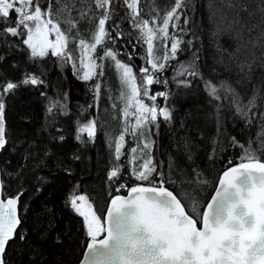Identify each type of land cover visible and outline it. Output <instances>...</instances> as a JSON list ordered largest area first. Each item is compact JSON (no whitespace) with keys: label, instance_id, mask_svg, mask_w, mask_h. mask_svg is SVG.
Wrapping results in <instances>:
<instances>
[{"label":"snow or ice","instance_id":"obj_1","mask_svg":"<svg viewBox=\"0 0 264 264\" xmlns=\"http://www.w3.org/2000/svg\"><path fill=\"white\" fill-rule=\"evenodd\" d=\"M141 2L142 0H123L122 6H125L128 12L118 21H115L114 17L118 14L119 0H95L96 11L91 15L89 12L79 13L80 16H87L90 24L97 19L98 23L88 39L81 38L75 45L80 49L77 63L73 49L68 45L70 35L75 43L80 33L69 34L61 30L59 22L55 21L53 16L63 13L59 8L53 12L52 0H49L47 8H42V0H0V48L4 49L0 52V64L14 52L22 51L30 63L39 66V61L44 60L50 53L51 57L56 58L57 66L61 63L65 66L71 64L73 76L86 83L88 91L93 94V103L88 105L89 108L98 106L104 83L102 78L105 76V61L114 62L115 70L120 74V83L127 88V95L121 91L119 97L126 101L123 115L128 126L125 127L124 133L130 135L137 145L130 148L134 155L128 163L133 165L132 176L135 180L147 182L148 186L130 187L127 197L119 194L127 188L125 183H116L121 176L123 165L120 162L125 155L122 151L125 147V134H119L114 140V160L110 159V169L107 172V182L115 184L117 194L110 197L106 219L94 209L87 194H73L68 198L71 208L83 218L86 229V251L83 253L81 264H264V162H261V159L248 151L240 158V163L226 168L219 177V187L215 188V195L203 208L200 201L204 198L200 197L198 192L196 196L186 194L184 200L178 198L165 187V184L170 182V177H165L162 171H157L159 166L154 163L151 155L154 146L152 137L159 132L158 118L168 124L173 120L172 106H162L157 103V99L163 98L165 104H168L172 93L167 90L152 93L150 86L163 84L167 88L169 80L163 77V73L169 67L168 62L178 60V53L182 54L186 50L181 44L186 43L191 49L193 41L183 40V36L191 31V20L187 12H183V9L189 8L187 0H175L171 10L163 15L162 23L159 22V13L151 20L144 18L139 7ZM61 3L66 11H73L74 6L69 7L66 0H61ZM230 7H243L245 12L249 11L247 6ZM257 7L264 14V0H259ZM13 11L16 13L15 19L11 15ZM64 18L73 29L77 28L78 19L67 16ZM124 20L139 33L136 37L129 38L128 43L135 39L138 43L146 44V53L141 57L144 63L139 69L142 74V83L139 85L133 71L134 65L122 62L118 59L119 50H114L117 41L126 36L121 23ZM236 23L233 21V24ZM170 26L173 29L171 33ZM113 32L116 33L115 37L112 36ZM51 34L55 35L54 41L49 39ZM226 35L232 38L231 32ZM158 40L162 41L164 47L162 57L157 55L158 45L155 42ZM249 43L253 48L259 47L264 57V30L255 41L250 38ZM133 47L135 49V45ZM219 47L222 52L226 51L223 45ZM198 51L199 49H196L193 52V61L187 66L180 62L181 70L176 76H184L185 79L173 78L178 87H190L191 81L186 77L199 76L193 66L199 58L196 56ZM231 55L229 53V56ZM132 59L130 54L129 60ZM12 67L22 68L18 79L9 78L6 72L0 69V153L9 143L13 144V151L20 143L13 142L7 131L5 110L6 98L16 96L21 89L39 91L41 97L48 100L44 131L56 125L58 115H68L67 90H58L55 97H50L47 91H40L41 88L47 89L50 86L44 71L39 74L30 72L27 67L16 61L12 62ZM90 81L94 83H87ZM203 83L211 101L218 102L213 104L217 112L227 106L245 119L246 124L256 118L257 113L252 111L255 108L252 98L245 100L234 88L223 84L217 87L211 80H204ZM145 98L150 100L151 104H147ZM223 101H227V105L222 103ZM131 109L134 111H130ZM259 115L264 117V112ZM131 117H134V123L129 119ZM22 119L27 120V117ZM216 122L217 131L221 132L222 120L217 117ZM56 131L61 134L53 135L51 139L63 143L66 137L62 134V129L57 127ZM96 132L97 124L94 119H90L77 128L75 138L82 144L86 143L87 141L82 140L83 134L86 133L88 141L94 143ZM108 143L111 152L113 141L109 140ZM238 143L235 137L231 138L232 147ZM187 147L185 142V148ZM215 151L214 148L213 152ZM138 152L143 158V163L139 166L136 165V160L140 157L135 155ZM32 154L26 150L25 160ZM44 155L47 156L48 153L45 152ZM191 158L189 153L188 159ZM71 159L80 160L81 157L74 153ZM245 160L247 162H244ZM227 163L231 165L233 161L229 159ZM169 167L171 168V165ZM63 171L72 175L70 167H64ZM192 171L197 178V187L206 190L208 181L201 178L202 173L198 169L193 168ZM37 179L46 180L45 177ZM188 183L193 181L188 180ZM75 187L78 188L79 185ZM4 190L5 183L0 181V197L4 195ZM39 190L38 188L37 191ZM20 195L22 193L7 198L6 201L0 199V264H7L6 247L15 236H19L21 241H26V235L17 231L18 225L21 224L17 214ZM189 200L191 204L187 202ZM57 242H60L59 239ZM34 255L40 253L34 250ZM39 264H43V261Z\"/></svg>","mask_w":264,"mask_h":264},{"label":"trees","instance_id":"obj_2","mask_svg":"<svg viewBox=\"0 0 264 264\" xmlns=\"http://www.w3.org/2000/svg\"><path fill=\"white\" fill-rule=\"evenodd\" d=\"M48 2L49 0L42 1V8H47ZM187 3L189 8L183 9V12H187L191 20V31L183 36V40H192L193 47L189 49L186 43L181 44L186 50L182 54L178 53V60L168 62L169 67L163 73V77L169 80L167 88L163 84L154 85L156 89L152 87L151 91L154 93L165 90L172 93L168 105L172 106L173 120L168 124L158 118L160 127L158 135L152 137L154 146L151 155L154 163L159 166L157 171L170 177V182L165 187L182 200L186 198V194L196 196L198 192L204 198L200 201L203 208L209 202L223 171L240 163V158L246 152L251 151L264 162V117L259 115L264 112V57L259 47L253 48L249 43L250 38L255 41L264 30V14L257 7L259 0H187ZM52 4L53 12L57 7L68 13L61 0H52ZM66 4L74 6L72 13L85 17L83 20L78 18L80 32L82 26L92 31L98 19L90 24L87 16L78 14L89 12L91 15L96 11L95 0H66ZM174 4L175 0H142L139 7L144 18L149 20L159 13V22L162 23L163 15ZM122 5L123 0H119L115 21L128 12ZM230 5L247 6L249 11ZM11 15L15 19L14 11ZM233 21L237 23L233 24ZM121 23L126 36L117 41L114 50H119L118 59L124 62L129 60L132 53L133 59L129 63H136L145 55L146 45L135 39L128 43L129 38L136 37L139 33L126 20ZM172 31L170 26L169 32ZM228 32H231L232 38L226 35ZM112 36L115 37L116 33L113 32ZM220 45L226 51L222 52ZM196 49H199L196 52L199 58L193 66L199 76H187L191 86L178 87L173 78L185 79L184 76H176L181 70L180 62L187 66L193 61ZM3 51L0 48V52ZM229 53L232 55L229 56ZM13 61L27 67L30 72L46 73L50 86L47 89L41 88L40 91H47L48 96L55 97L58 90H67L69 99L68 115H58L56 125L44 131L48 100L41 97L39 91L21 89L16 96L6 98V128L12 141L20 143L16 145L15 151L13 144L9 143L1 153V181L5 183L4 197H15L22 193L19 198L21 224L17 231L26 235V241L15 236L6 248L5 260L7 264H39L41 260L43 264H77L86 248V229L83 218L68 203L69 196L87 194L94 209L103 218L110 197L117 194L115 184L107 182L109 161L114 160V149L110 152L108 141L117 132L120 115L118 102L115 100L116 79L107 62L98 106L89 108L88 105L93 103V94L88 91L85 82L73 76L68 66L60 69L55 60L47 59L39 61L38 66L30 63L24 52H14L0 64V69L12 79H18L22 71V68L12 67ZM204 80L213 81L217 87L221 84L230 86L245 100L252 98L255 104L252 111L257 113L256 118L246 124L245 119L227 106L217 112L213 104L218 102L211 101L205 90ZM221 94H224L223 91ZM162 99L159 98V101ZM222 103L227 105V101ZM82 111L83 114L88 112L97 122L99 131L94 143L88 141L86 135L82 136V140L87 141L83 144L75 138L77 128L86 121V115H81ZM22 117H27V120ZM217 117L222 120L221 132L217 131ZM57 127L62 129V134L66 137L63 143L51 139V136L61 134L56 131ZM232 137L239 142L235 147L231 146ZM185 142L188 144L187 148ZM136 146V142H132L126 135L122 150L125 155L120 162L123 165L121 176L116 183H125L127 188L119 194H125L132 186H148L147 182L136 181L130 172L132 164L128 161L133 158L130 148ZM26 150L33 153L27 160L24 158ZM45 152L48 153L47 156L44 155ZM74 153L81 159L72 160ZM189 153L191 160L188 159ZM229 159L233 161L231 165L227 163ZM64 167H70L72 175L66 174ZM193 168L198 169L202 173L201 178L208 181L206 190L197 187ZM37 177H45L46 180H38ZM188 180L193 183H188ZM76 185L79 187L76 188ZM187 202L191 204L190 200ZM34 250L40 255H34Z\"/></svg>","mask_w":264,"mask_h":264},{"label":"rangeland","instance_id":"obj_3","mask_svg":"<svg viewBox=\"0 0 264 264\" xmlns=\"http://www.w3.org/2000/svg\"><path fill=\"white\" fill-rule=\"evenodd\" d=\"M42 1H44V0H42ZM48 7V6H47ZM56 9H57V7L54 9L55 11L54 12H56ZM60 12L61 13H63V15H60V14H57V15H54L53 16V19L55 20V21H58L59 22V26H60V28H61V30L62 31H64V32H66V33H69V34H73V32L74 33H77V32H75V31H77V29H78V26H77V28H75V29H73L72 27H71V25L68 23V21H67V19H65L64 17L65 16H67V17H69V18H72V17H76L77 19L79 18V19H84L85 17H78L76 14H74V13H72V12H63L61 9H60ZM150 26H153V25H150ZM79 33H80V35L79 36H77L78 37V39L77 40H75V43H73V41L72 40H70V42H69V45H68V47L70 48V49H73V54H74V56H76V58H77V63L79 62V54H80V49L78 48V47H76L75 45L76 44H78V40L79 39H81V38H84V39H88L89 37H90V33H91V31H88L87 29H85V31H83V33L82 32H80L79 31ZM71 37V36H70ZM49 39L50 40H55V35L54 34H51L50 36H49ZM157 45H158V48H157V55L158 56H160V57H162V55H163V53H164V47H163V43H162V41H156L155 42ZM146 45V44H145ZM169 47H170V45H169ZM99 51V50H98ZM144 53H146V49H145V47H144ZM130 54H132V53H130ZM45 59H47V60H49V61H53V60H55V62H56V58L55 57H51V55H50V53H49V56L48 57H45ZM53 59V60H52ZM129 59V58H128ZM107 62L111 65L110 67H111V69L113 70V77L116 79V81H115V83H114V88L115 89H117V94H115V100H116V103H117V105H118V108H119V112H120V115H118V118H119V124H118V127H117V129H116V131L117 132H114V136H110L111 138L109 139V140H112L113 141V143H114V140L118 137V135L119 134H125L124 133V129H125V127H127L128 125H126L125 124V117H124V115H123V109H124V107H125V103H126V101L125 100H121L119 97H120V94H121V91H123L124 93H125V96L127 95V88L125 87V86H122L121 85V83H120V80H119V73L115 70V67H114V62H112V61H110V60H107V61H105L104 63L105 64H107ZM122 62H124V61H122ZM130 62V60H127L126 62H124V63H126V64H129L130 66L131 65H134V68H133V71H134V74L137 76V81H138V85L139 84H141L142 83V74L140 73V71H139V69H140V66L142 65V63H144V61L142 60V59H140L139 61H136V63H129ZM61 64H63V63H61ZM64 65V64H63ZM68 67H69V69H71V71H72V73H73V69H72V67H71V64H68L67 65ZM114 81V80H113ZM112 81V82H113ZM154 85H158V84H153L152 86H150V88H151V90H152V87H153V89H156V87L154 86ZM160 88H162V87H160ZM159 88V89H160ZM158 89V90H159ZM152 92V91H151ZM152 93H154V92H152ZM159 98L160 97H158V99H157V103L158 104H160V105H162V106H168V104H165V102L163 101V99L161 100V101H159ZM145 102L147 103V104H151V101L150 100H147L146 98H145ZM130 111H134V109H131ZM86 115V117L87 118H91V119H94V117L91 115L90 116V114L88 113V112H85V114H83L82 116H85ZM130 120H131V122L132 123H134V117H131V118H129ZM95 120V119H94ZM95 122H96V120H95ZM96 124H97V122H96ZM98 131H99V128H98V126H97V132H96V136H97V134H98ZM126 135H128V134H125V139H126ZM129 136V138L131 139V141L132 142H134L135 143V141L132 139V137L130 136V135H128ZM131 146L133 145V143L132 144H130ZM140 147L142 148V144L140 145ZM113 149H114V147H113ZM136 156H138V157H140L139 159H137L136 160V165L137 166H139L140 164H142L143 163V158H142V156H141V154L138 152L137 154H136ZM132 157H133V154H132ZM132 167H133V165H131V173H132Z\"/></svg>","mask_w":264,"mask_h":264},{"label":"water","instance_id":"obj_4","mask_svg":"<svg viewBox=\"0 0 264 264\" xmlns=\"http://www.w3.org/2000/svg\"><path fill=\"white\" fill-rule=\"evenodd\" d=\"M0 156H1V153H0ZM234 166H235V165H234ZM222 174H223V173H222ZM222 174H221L220 176H222ZM0 181H1V167H0ZM218 187H219V179H218V182H217L215 188H218ZM122 195L125 196V197H127V192H126L125 194H122ZM214 195H215V190H214L212 196H214ZM212 196H211V197H212ZM7 198H13V197H7ZM7 198L4 199L3 196L0 197V199H4L5 201H6ZM210 201H211V198H210L209 202H210ZM110 203H111V200L109 201L107 207L110 206ZM18 207H19V200H18V204H17V214L19 213V212H18ZM107 207H106V210H105V213H104V216H103V218H105V219H106V215H107ZM18 218H19V215H18ZM198 226L202 227V225H198ZM18 227H19V225H18ZM17 229H18V228H17ZM101 238H103V235L101 236ZM6 248H7V247H6ZM85 251H86V249H85ZM85 251H84V252H85ZM83 258H84V257H83V255H82L80 261H79L77 264H81V261H83Z\"/></svg>","mask_w":264,"mask_h":264},{"label":"bare ground","instance_id":"obj_5","mask_svg":"<svg viewBox=\"0 0 264 264\" xmlns=\"http://www.w3.org/2000/svg\"><path fill=\"white\" fill-rule=\"evenodd\" d=\"M85 29V26H82V30H84ZM81 30V32L83 33V31ZM80 31V28L78 27V29H77V31H75V32H79ZM73 34H75L74 32H73ZM77 39H78V37H76ZM76 39V40H77ZM57 67H59L60 69H63V68H65V67H67V66H65V65H63V64H59ZM120 114V113H119ZM121 116V115H120Z\"/></svg>","mask_w":264,"mask_h":264},{"label":"flooded vegetation","instance_id":"obj_6","mask_svg":"<svg viewBox=\"0 0 264 264\" xmlns=\"http://www.w3.org/2000/svg\"><path fill=\"white\" fill-rule=\"evenodd\" d=\"M88 120H90L89 118H87L86 117V121H85V123H87L88 122ZM84 136L86 135L87 136V134L85 133V134H83ZM3 197H4V195H3ZM79 203V202H78ZM18 212H19V207H18ZM18 215H19V213H18ZM19 228V227H18ZM18 230V229H17ZM11 242V241H10ZM9 242V243H10ZM86 249V248H85ZM85 249H84V251H85ZM84 251H83V253H84ZM83 255V254H82Z\"/></svg>","mask_w":264,"mask_h":264}]
</instances>
